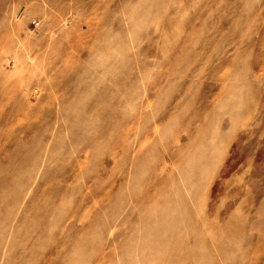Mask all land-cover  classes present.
<instances>
[{
  "label": "rangeland",
  "instance_id": "obj_1",
  "mask_svg": "<svg viewBox=\"0 0 264 264\" xmlns=\"http://www.w3.org/2000/svg\"><path fill=\"white\" fill-rule=\"evenodd\" d=\"M0 264H264V0H0Z\"/></svg>",
  "mask_w": 264,
  "mask_h": 264
}]
</instances>
